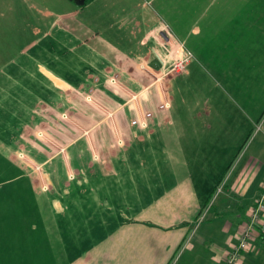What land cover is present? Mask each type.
I'll return each mask as SVG.
<instances>
[{"label":"crops","instance_id":"obj_1","mask_svg":"<svg viewBox=\"0 0 264 264\" xmlns=\"http://www.w3.org/2000/svg\"><path fill=\"white\" fill-rule=\"evenodd\" d=\"M208 1L212 8L215 0ZM96 2L86 0L73 10H81V14L90 12ZM223 6L230 14L228 11L234 3L229 0ZM193 9L197 23L206 18L205 10L195 2ZM73 17L74 14L67 16L71 21ZM242 21L239 35H224L215 42L209 37L215 32V22H207L209 39L196 47L202 49L205 43L219 48V53L231 61L237 59L242 68L240 77H250L255 83L257 77L252 76H259L257 62H262L261 67L264 64V23L247 17ZM73 27L87 29L80 22ZM153 28L161 34V27ZM65 29L69 31V27ZM143 33L135 32L139 41L126 53L115 46L110 49L91 46L80 35L68 43L58 41L72 55L70 60L76 58L81 66L91 60L89 67L94 74L87 78L80 76L79 84H70L42 69L44 78L53 81L46 86L52 93L53 107L50 110L41 106L48 112L47 119L38 120L32 138L36 137L40 143L39 131L43 129L40 125L56 123L55 116L62 110H59L62 104L71 109L73 91L85 94L81 103L86 107V94L98 91L104 72L111 76L110 83L116 82L118 73L112 77V69L119 68L115 61L129 58L140 45L150 44L155 34L154 31L146 36ZM193 33L203 34L198 27ZM174 42L181 44V49H186L192 58L183 72L170 81L172 86L168 92L164 91L163 101L155 111L149 112L150 108L139 104L131 106V100L112 103V108L105 104L109 101L104 102L102 107L108 115L98 119L91 130L77 127L75 130L80 135L74 142L69 132L70 143L43 161L41 168L33 169L20 152L22 165L0 169L9 175L0 182V264H225L264 185V122L260 126L261 140L252 144L251 148L255 144L252 151L243 153V149L239 151L240 143L232 144L233 138L240 139L242 134H233L230 127L226 128L229 121L226 118H212L207 111L212 108L209 101L203 105L175 102L173 93L177 87L173 81L180 77L192 79L196 58L187 39ZM242 78L244 84L247 79ZM15 84L18 90V80ZM243 84L230 81L227 87L235 93L264 88ZM8 89L0 86L1 97L12 98ZM167 103L169 108L162 109ZM6 109L0 102V113L3 110L4 114L0 125L9 124ZM245 114L246 122L259 124L258 111L252 109ZM33 116L42 115L33 113ZM143 121L147 122L146 128ZM20 123L24 126L21 118ZM19 127L21 130L22 126ZM26 136L20 137L11 163L17 162L19 148L27 151ZM35 145L31 148L32 158L54 152L53 147L39 149ZM13 152L14 149L9 151L11 155ZM2 154L5 156V152ZM41 170L46 173L44 180L40 178ZM220 187L223 190L218 193ZM76 188L84 189L86 195L73 196ZM256 250L257 254L264 252V239L257 242ZM255 255L247 254L244 261L255 262Z\"/></svg>","mask_w":264,"mask_h":264},{"label":"rangeland","instance_id":"obj_2","mask_svg":"<svg viewBox=\"0 0 264 264\" xmlns=\"http://www.w3.org/2000/svg\"><path fill=\"white\" fill-rule=\"evenodd\" d=\"M92 1L98 2L90 12L81 14V10H73L74 7H81L76 0H0V86L9 88L8 94L12 95V98L7 99L0 94V102L7 107L5 116L9 123L0 125V169L13 164L12 167L22 165V157L18 155L20 152L25 154L23 155L25 162L31 163L33 169L39 168L43 161L48 160L53 153L64 150V145L70 143L69 132L74 142L80 135L79 130H75L77 127L84 126L82 129L91 130L95 128L98 119L108 115L102 107L104 102L109 101L105 104L112 108L114 106L112 103L131 100V106L139 104L150 108L149 112L155 111L163 101L164 91L168 92V87L172 86L170 81L180 73V68L177 69V66L191 55L186 49H181V44L174 42L181 43L185 39L189 42V49L194 51L196 69L192 72L194 80L180 77L177 81H173L177 87V91L173 93L174 101L199 102L202 105L209 101L212 108H208L207 111L212 118H226L229 120L227 121L229 126L226 125V128L230 127L233 134L238 132L242 134L240 139L233 138V146L240 143L239 151L243 149V153L254 149L255 144L251 148L252 144L256 140L260 141L262 135L260 126L264 122V88L261 91L231 92L227 87L230 81L231 84H243L240 77L241 67L237 59L231 61L226 57L227 55L219 53V48L214 49L212 44L204 43L202 49L196 46L199 42L209 39L206 33V25L209 21L215 22L213 27L215 32L209 35L212 42L224 35H239V27L243 25L242 19L245 17L253 21L262 20L264 23V0H231L234 6L230 7L231 10L228 11H231L230 14L224 11L223 6L229 0H215L212 8H209L211 1L208 0ZM193 2L206 12V18L199 23L193 18ZM70 14H74L72 21L67 18ZM79 22L86 24L87 29H74V24ZM65 27H69V31H65ZM153 27H161V34ZM195 27L202 30L201 36L194 35ZM152 31L155 34L150 44L140 45L133 54L129 55V58L123 57L115 61L119 68L112 69V77L118 73L119 78H116V82L110 83L111 76L104 72L102 80L98 82L96 89L98 91L86 94L88 95L86 107L81 103V99H85V94L73 91L71 109L67 106L64 108L62 104L59 108L62 110L55 116L56 123L40 125L43 127L39 131L40 143L36 137L32 138L36 134V131H33L36 129L35 125L47 119L48 112L41 106L45 105L50 110L53 107L52 93L46 88L52 85L53 81L44 78L42 69L51 71L70 84H79L80 76L87 78L90 74H94L89 67L91 60L83 66L76 58L70 60L72 55L67 49H62L58 41L63 40L68 43L73 37L80 35L91 46L100 45L109 49L115 46L126 53L139 41L135 32H144L143 35L146 36ZM206 46L208 49H205ZM249 62L254 64L256 61ZM261 63L257 62L259 76H252L253 79L257 77L255 83H253L255 79L243 76L242 79H247L243 85L257 84L264 87V64L261 67ZM185 64L189 63L185 62ZM250 72L252 68L249 69ZM226 76L229 78L226 79ZM16 80L19 84L18 90L15 87ZM231 98L236 100L237 105ZM63 108L66 109V114H63ZM252 109L261 114L258 125L246 122L245 112L248 114ZM130 111L134 110L130 109ZM33 113L42 116L35 117ZM125 114L130 116L129 112ZM149 115V113L146 115L148 119L151 118ZM3 116L1 110L0 117ZM20 118L24 121V126L20 123ZM63 121L69 122L72 130H69L68 124L64 125ZM19 126H22L21 130ZM12 127L13 129H10ZM246 134L247 137H244ZM22 135H27L25 137L27 151L25 148H19L17 150L19 160L16 158L17 162L11 163L10 158L15 155V146L20 143ZM32 145L41 149L53 147L54 152L51 150L39 159L32 158ZM11 149H14L12 155L9 153ZM239 151L237 150L236 154ZM2 152H5V156ZM39 174L44 180L42 177L46 173L43 174L41 170ZM8 176L0 172V182ZM89 191L90 189L87 192ZM72 195L83 196L86 193L84 189L76 188ZM88 213L90 214L91 211L89 210ZM257 252V250L253 252L256 254L253 256L255 262L242 261L241 264H264V252L258 254Z\"/></svg>","mask_w":264,"mask_h":264},{"label":"built area","instance_id":"obj_3","mask_svg":"<svg viewBox=\"0 0 264 264\" xmlns=\"http://www.w3.org/2000/svg\"><path fill=\"white\" fill-rule=\"evenodd\" d=\"M191 58L192 55H190L185 62L189 63ZM185 62L181 61L177 69L180 68V71L183 72L185 69ZM169 106L170 105L167 103L162 106V109H168ZM149 117H151V114ZM135 123L137 124V122ZM142 126L145 128L147 127L145 121L142 122ZM222 190L223 187H220L218 193H221ZM262 239H264V185L258 199L249 212V219L244 225L238 243L229 253L225 264H241L247 254L253 253L256 250L257 242Z\"/></svg>","mask_w":264,"mask_h":264},{"label":"water","instance_id":"obj_4","mask_svg":"<svg viewBox=\"0 0 264 264\" xmlns=\"http://www.w3.org/2000/svg\"><path fill=\"white\" fill-rule=\"evenodd\" d=\"M85 1H86V0H81V1H80V4H81V5L85 4Z\"/></svg>","mask_w":264,"mask_h":264},{"label":"flooded vegetation","instance_id":"obj_5","mask_svg":"<svg viewBox=\"0 0 264 264\" xmlns=\"http://www.w3.org/2000/svg\"><path fill=\"white\" fill-rule=\"evenodd\" d=\"M78 1H81V0H78Z\"/></svg>","mask_w":264,"mask_h":264}]
</instances>
